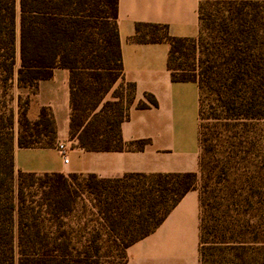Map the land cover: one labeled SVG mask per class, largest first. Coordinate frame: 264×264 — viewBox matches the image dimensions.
I'll list each match as a JSON object with an SVG mask.
<instances>
[{
    "label": "trees",
    "instance_id": "obj_1",
    "mask_svg": "<svg viewBox=\"0 0 264 264\" xmlns=\"http://www.w3.org/2000/svg\"><path fill=\"white\" fill-rule=\"evenodd\" d=\"M117 17L118 0H0V264H124L126 248L162 222L199 174L214 185L199 195V264L211 254L209 236L229 251L230 264H264V0H199L194 37L136 24L131 40L167 42L171 79L198 85V171L101 178L15 168L16 147L54 146L56 129L48 107L28 119L29 95L22 104L17 96L14 111L12 88L35 92L56 67L69 71L72 145L108 151L147 143L121 134L135 85L124 78ZM184 44L191 64L177 62ZM118 81L128 95L104 100ZM83 194L90 212L85 203L77 208ZM92 211L95 218L71 220ZM109 242L120 249L119 261L105 250Z\"/></svg>",
    "mask_w": 264,
    "mask_h": 264
},
{
    "label": "crops",
    "instance_id": "obj_2",
    "mask_svg": "<svg viewBox=\"0 0 264 264\" xmlns=\"http://www.w3.org/2000/svg\"><path fill=\"white\" fill-rule=\"evenodd\" d=\"M199 0H118L117 27L124 78L135 85L129 116L121 123L125 141L146 139L141 150H84L69 140V71L56 67L40 80L35 92L16 86V94L29 95L26 116L38 118L41 107L51 111L56 144L51 147H16L14 164L25 172L94 173L101 178L125 173L196 172L199 160V89L194 81H173L167 68L169 44L131 40L137 23L165 25L174 37L198 33ZM150 93L157 104L145 97ZM143 101L148 106L138 107ZM67 147V159L57 144ZM200 201L189 190L149 234L126 248L124 264H199Z\"/></svg>",
    "mask_w": 264,
    "mask_h": 264
},
{
    "label": "rangeland",
    "instance_id": "obj_3",
    "mask_svg": "<svg viewBox=\"0 0 264 264\" xmlns=\"http://www.w3.org/2000/svg\"><path fill=\"white\" fill-rule=\"evenodd\" d=\"M204 1V0H203ZM156 36H162L163 35V31L162 30H158L156 31L155 33ZM189 47L187 46V44H184V47H183V55H181L178 59H177V62L178 61H181L185 64H191L192 63V58L191 56L188 54L189 53ZM128 92H129V88L128 86L125 84V83H121L120 81H118L117 83H115L110 89L109 91L105 94V97H104V100H109V101H117V100H120L121 97H126L128 95ZM12 96H13V99L12 101L10 102V105H12V107L14 108V111L17 110L18 108V101H17V94H16V86H13L12 88ZM22 98L21 100V104L23 103V100L26 96L22 95L20 96ZM213 120H208V123H212ZM259 131V129H258ZM200 152V150H199ZM212 155V154H211ZM211 155H208L209 159L211 160L212 159V156ZM198 171V170H197ZM82 177L79 176V178L77 179V181H82L81 180ZM127 182H132L131 180L130 181H127ZM206 186L208 187H213L214 185L210 183V180L208 182V179L205 175H201L199 174V177H198V181L196 183V186L194 189H196L198 192H199V195L200 196H204L206 194H204V191L206 189ZM215 192H207V195L210 197L212 203H215L216 205L218 204L217 203V198L215 197ZM86 197V194H83L82 196V199L79 200L78 202V209L80 212H82V207L84 206L83 203H85L86 205V212H90L91 210H93V208L91 207L89 201ZM217 207L216 208H213L212 209V214L213 215H217ZM77 213L74 217L72 216V221H76L77 223V220L81 223L90 219V218H95V216H93V211L91 212V214L88 215V213H86V215H84L85 217L81 216V213ZM254 220L256 221V218H254ZM90 222V221H89ZM93 223V222H91ZM216 237L218 238L219 237V234L216 235ZM105 238V236H104ZM209 242L205 243V246L208 247L211 252V254L208 255L206 261L204 262L203 261V264H230L229 262V251L226 250H221L220 247V244H218L217 242H214L215 241V237L212 238V236H209ZM108 244H112V246H110L108 248ZM107 245H105V247L107 246V248H105L106 251H108V254L110 255L111 259L114 260V261H119V256H120V249L114 244V243H111L109 242ZM235 259V260H234ZM234 261H236V258H233ZM254 262V260L252 261Z\"/></svg>",
    "mask_w": 264,
    "mask_h": 264
},
{
    "label": "built area",
    "instance_id": "obj_4",
    "mask_svg": "<svg viewBox=\"0 0 264 264\" xmlns=\"http://www.w3.org/2000/svg\"><path fill=\"white\" fill-rule=\"evenodd\" d=\"M57 150L59 151L60 155L64 158V161L67 162L68 159H67V147L65 144L63 143H58L57 144Z\"/></svg>",
    "mask_w": 264,
    "mask_h": 264
}]
</instances>
